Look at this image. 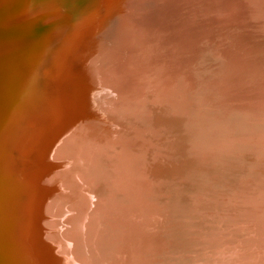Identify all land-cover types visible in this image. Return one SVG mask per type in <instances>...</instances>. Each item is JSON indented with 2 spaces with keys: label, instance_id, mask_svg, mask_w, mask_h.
Masks as SVG:
<instances>
[{
  "label": "bare ground",
  "instance_id": "1",
  "mask_svg": "<svg viewBox=\"0 0 264 264\" xmlns=\"http://www.w3.org/2000/svg\"><path fill=\"white\" fill-rule=\"evenodd\" d=\"M69 1L49 0L68 36L52 59L103 11L63 19ZM173 1L120 4L75 93L81 123L55 83L65 63L20 85L37 93L24 109L17 81L0 98V264H264V0ZM146 6L159 32L147 12L123 27Z\"/></svg>",
  "mask_w": 264,
  "mask_h": 264
},
{
  "label": "water",
  "instance_id": "2",
  "mask_svg": "<svg viewBox=\"0 0 264 264\" xmlns=\"http://www.w3.org/2000/svg\"><path fill=\"white\" fill-rule=\"evenodd\" d=\"M98 1L103 3L100 8L103 11L95 19V22H87L85 27L75 32L58 49V58L52 59L57 44L68 37L63 36L57 40V35L64 32L57 30L58 27L56 26L58 12L55 8H58L59 4L49 8V0H17V2L16 0H0V45L8 48V50L0 51V98L7 96L5 92L15 88L14 83L17 81V93L21 91L22 99L17 105L24 109L29 98L32 100L30 94L36 95L37 93L34 89L35 85L27 90L28 92L22 90L20 85L23 83L28 84V79L39 70L50 68L54 73L61 64L65 63L63 71L55 83L62 84L64 87L62 89L68 93L69 99L67 102L69 103V110L72 112L71 117L68 119L69 123L73 124V119H77L81 123L87 101L76 99L75 93L81 88L88 89V85L84 83L85 70L89 69L90 63V59L87 57L94 55L92 62L98 60L103 53L99 51L107 47L110 35L118 27L117 24L112 27L118 20L117 1L70 0L65 4L68 13H65L63 17V19H66L71 15H75L77 18H85L87 13L93 10L89 6L95 5ZM37 4H40V6L27 9ZM7 23L14 26L10 27ZM108 32L109 34L106 36ZM70 51L75 52L67 61L71 60L73 56H77L76 60L80 63L78 70L73 69L72 62L61 60L67 57ZM36 59L46 60L42 69L35 68L34 61ZM59 60H61L59 63H55ZM16 76L17 79H14ZM36 84L39 88V83ZM0 102L4 103L6 100L2 99ZM181 102L186 104V101L183 102L182 100ZM68 126L71 129L73 125L68 124ZM181 207L183 209L185 207L187 211L186 205L184 207L181 205ZM59 218L53 220L54 223L52 222L50 227L56 230L54 237L62 243L67 237L69 225L63 219L58 220ZM45 252L47 251L45 250ZM43 263L44 260L40 264Z\"/></svg>",
  "mask_w": 264,
  "mask_h": 264
},
{
  "label": "rangeland",
  "instance_id": "3",
  "mask_svg": "<svg viewBox=\"0 0 264 264\" xmlns=\"http://www.w3.org/2000/svg\"><path fill=\"white\" fill-rule=\"evenodd\" d=\"M183 98H184V97H183ZM188 98H189V97H188ZM188 98H187V99H188ZM184 101H185V100H184ZM184 101H183V102H184Z\"/></svg>",
  "mask_w": 264,
  "mask_h": 264
}]
</instances>
